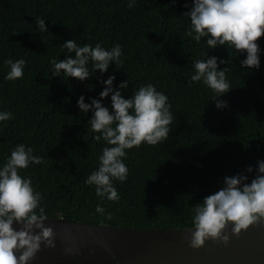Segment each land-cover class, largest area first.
<instances>
[{"label":"trees","instance_id":"obj_1","mask_svg":"<svg viewBox=\"0 0 264 264\" xmlns=\"http://www.w3.org/2000/svg\"><path fill=\"white\" fill-rule=\"evenodd\" d=\"M187 4L188 7H184ZM191 0H0V110L12 118L0 122V163L18 143L31 146L43 162L20 170L42 194L47 218L66 216L88 223L123 227H191V206L222 187L225 176L244 172L249 181L257 160H264V32L255 41L259 67L241 69L245 52L217 46L211 50L185 35L190 21L181 15ZM45 19L48 32L36 31L35 18ZM111 48L120 44V63L96 70L85 81L51 75L49 60L64 59L65 40ZM206 37H202V41ZM205 52L228 67L231 88L215 107V95L202 82L189 84L191 61ZM5 58H24L22 77L5 80ZM220 58L227 61L219 62ZM114 75L113 88L133 91L152 83L168 96L174 121L168 139L127 149L128 176L113 180L119 200L95 195L84 183L97 168L104 141L93 140L86 124L91 112L80 113L76 100L99 98L100 82ZM87 85L92 88L88 89ZM102 103L110 105L109 97ZM111 111V109L109 108ZM104 213H96L97 205ZM110 264V263H61Z\"/></svg>","mask_w":264,"mask_h":264},{"label":"clouds","instance_id":"obj_2","mask_svg":"<svg viewBox=\"0 0 264 264\" xmlns=\"http://www.w3.org/2000/svg\"><path fill=\"white\" fill-rule=\"evenodd\" d=\"M136 0H127L132 8ZM184 7H188L187 4ZM189 21L185 35L197 44L203 42L211 50L217 46L233 49L234 55L245 52L240 61L241 69L259 67V45L255 42L264 32V0H191L189 11L182 13ZM36 31L48 32L45 19L35 18ZM202 37H206L202 41ZM66 49L64 59H50V73L54 77H73L83 82L96 70L102 75L110 64L120 63L122 49L120 44L105 48L100 42L78 44L74 39L65 40L60 45ZM203 51L200 58L191 61L192 74L189 84L202 82L215 94L212 100L215 107L227 106V101L217 99L231 88L226 77L228 67L219 69L216 56L206 59ZM221 64L227 61L220 58ZM7 66L5 80H16L23 76L25 59L5 58ZM114 75L100 81L102 90L99 98L89 97L85 102L83 95L78 96L76 106L80 113L91 112L87 120L90 131L98 133L93 140L104 141L98 165L85 179L86 185L94 186L95 195L110 201L119 200L113 180L124 182L128 167L124 163L127 149L140 144L157 145L168 139L174 113L170 111L168 96L158 91L152 83L138 87L128 98L121 95L122 89L129 86L128 78L113 88ZM88 89L91 87L87 85ZM109 97L110 105L102 101ZM111 109V111L109 110ZM12 113L0 110V122L10 120ZM43 157L34 155L31 146L15 144L0 163V264H30L41 244L46 248L54 247V233L46 227L47 213L41 201L40 191L36 190L29 176H22L21 169L30 164L43 162ZM248 166L244 172L225 176L222 187L205 196L191 206V231L189 247L199 248L206 240L227 244L229 233L225 231L231 224V234L238 235L257 221L264 223V160H257L255 174L249 181ZM97 205L96 213H104ZM13 222L19 228H13Z\"/></svg>","mask_w":264,"mask_h":264},{"label":"water","instance_id":"obj_3","mask_svg":"<svg viewBox=\"0 0 264 264\" xmlns=\"http://www.w3.org/2000/svg\"><path fill=\"white\" fill-rule=\"evenodd\" d=\"M43 223L52 228L55 246L41 244L30 264H264V223L259 221L238 235L228 224L227 244L209 239L199 248L189 247L191 227H123L64 215Z\"/></svg>","mask_w":264,"mask_h":264}]
</instances>
